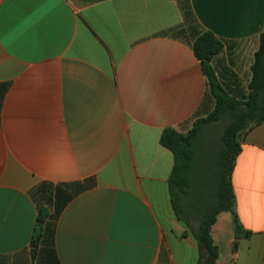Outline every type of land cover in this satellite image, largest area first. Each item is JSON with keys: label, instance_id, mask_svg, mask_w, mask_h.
<instances>
[{"label": "crops", "instance_id": "1", "mask_svg": "<svg viewBox=\"0 0 264 264\" xmlns=\"http://www.w3.org/2000/svg\"><path fill=\"white\" fill-rule=\"evenodd\" d=\"M202 30L222 41L212 66L240 98L264 0H0V264H197L159 139L212 108L191 47ZM240 148L231 183L249 235L234 248V215L219 214L218 247L229 220L232 229L216 264H264V122ZM43 183L49 192H37ZM56 187L70 197L53 222V255L35 261L38 208L53 212L40 197L54 201Z\"/></svg>", "mask_w": 264, "mask_h": 264}, {"label": "trees", "instance_id": "2", "mask_svg": "<svg viewBox=\"0 0 264 264\" xmlns=\"http://www.w3.org/2000/svg\"><path fill=\"white\" fill-rule=\"evenodd\" d=\"M184 20L193 23L189 11H183ZM183 29L176 30L179 36ZM207 81L204 103L210 98L212 108L205 115L196 117L190 129L181 133L172 127L165 128L159 142L171 151L173 167L168 177V194L173 214L194 239L198 250L197 264H216L220 249L212 238V226L222 212L234 215V238L247 237L235 215V197L231 175L240 152L243 135L264 122V32L259 36V46L251 65V79L247 94L236 97L218 79L212 59L223 48L222 41L210 31L196 32L191 44ZM222 123L221 132L202 147L200 140L211 136L212 124ZM37 192H47L42 187ZM68 187V185H65ZM85 184L74 185L72 191L84 189ZM65 195V196H64ZM69 193L56 187L55 200L50 195L40 198L53 208H38V219L32 237V259L43 260L53 255V222L69 198ZM195 225V226H194Z\"/></svg>", "mask_w": 264, "mask_h": 264}, {"label": "rangeland", "instance_id": "3", "mask_svg": "<svg viewBox=\"0 0 264 264\" xmlns=\"http://www.w3.org/2000/svg\"><path fill=\"white\" fill-rule=\"evenodd\" d=\"M243 88H244V86H243ZM246 94H247V90L244 92V94H242L241 96L243 97H245L246 96ZM240 96V97H241ZM212 129H211V136L209 135V136H207V137H204V138H202L201 140H200V142H201V144H202V147H206V144L207 143H209L210 141H212V137H216L220 132H221V130H222V128H223V124L222 123H220V122H218V123H214V124H212ZM44 190H46L47 192H49V190H50V188H51V186H49L48 188L45 186V188L44 187H42ZM41 196H43L44 197V194H42ZM225 215H227V217H230V214L228 213V212H225ZM229 222L231 223H229V228L227 229V232H226V234H225V236L222 234V236H221V238L219 239V249H220V252H221V255L222 256H227L228 254H229V245H228V242L226 241V238L227 237H229V235H228V231H230L231 229H232V222L229 220ZM195 226V225H194ZM226 237V238H225ZM233 237H234V234H233ZM233 240L235 241V238H233ZM224 256V257H225ZM224 257H221V258H224Z\"/></svg>", "mask_w": 264, "mask_h": 264}, {"label": "water", "instance_id": "4", "mask_svg": "<svg viewBox=\"0 0 264 264\" xmlns=\"http://www.w3.org/2000/svg\"><path fill=\"white\" fill-rule=\"evenodd\" d=\"M38 222H42V221L40 220V221H38Z\"/></svg>", "mask_w": 264, "mask_h": 264}]
</instances>
